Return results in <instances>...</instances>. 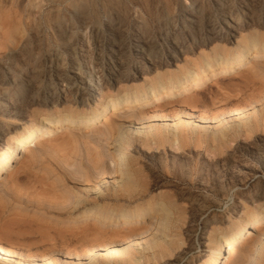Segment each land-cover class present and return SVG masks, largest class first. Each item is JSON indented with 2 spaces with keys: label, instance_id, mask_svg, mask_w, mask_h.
Here are the masks:
<instances>
[{
  "label": "rangeland",
  "instance_id": "1",
  "mask_svg": "<svg viewBox=\"0 0 264 264\" xmlns=\"http://www.w3.org/2000/svg\"><path fill=\"white\" fill-rule=\"evenodd\" d=\"M252 40L264 42V0H0V147L23 123L82 117L214 54L218 72ZM214 77L97 131L31 138L0 173V264H199L263 213L264 59ZM261 234L220 264H264Z\"/></svg>",
  "mask_w": 264,
  "mask_h": 264
},
{
  "label": "bare ground",
  "instance_id": "2",
  "mask_svg": "<svg viewBox=\"0 0 264 264\" xmlns=\"http://www.w3.org/2000/svg\"><path fill=\"white\" fill-rule=\"evenodd\" d=\"M251 42L253 43L250 46V42H245L244 44H242V46L239 47L238 52L234 55H222V58L218 63L220 67L218 72H215L213 70L215 62L219 60L214 54L211 57H206L204 63H200L199 65H197V69L194 70V73H192L191 70L185 69L182 70L183 73L181 76L175 74L174 76H171L167 79H164V76L158 74L155 81H149V86L147 88L145 87V85H133V93H130V91L126 89L125 93L122 96L120 95V93L114 95L111 94L109 101L102 99L99 103V106H96L91 111L82 115V117L77 116L78 114L75 108L66 107L63 110L64 114L66 113V115H64L65 119L60 120L58 118L56 120L49 121L40 129H38L31 123H23L21 126L18 127V129L14 131L13 135L10 137V140L6 143V145L0 147V173L13 161L14 158H16V156L19 154L18 152L23 148L25 149L27 147L26 144L31 143L32 139H35L37 135L38 140L41 141L42 138H44L45 140L54 132L70 130L71 126H76L78 128L76 130H82V128L89 126L93 128V125H97L95 128H93L95 131H97L96 129H98V125H105L107 127L108 124L112 123L114 119L118 117L119 112L123 107L125 108L124 110H128L129 108L133 109L136 106L141 108V104L147 103L151 98L154 101H163L171 98L172 96H175L180 92L200 89L206 83H208L207 81L210 78H213L214 76H217L216 78H219L218 80L227 78V74L236 70L248 58L249 55H251L252 57V62H258L261 59H264V42L259 43V41L257 43L255 42V40H252ZM143 49V46L139 47L136 53L143 51ZM173 52L174 55H170V58L168 57L169 59H171V57L176 58V51ZM165 59H167V57ZM148 62L151 65V59L148 60ZM139 66L140 65H135L136 68H138ZM142 70L145 72L147 71V69L145 68H142ZM125 74L127 73L123 74L122 79H127V75ZM109 75L112 74L107 73L106 76H104V80L108 81L109 85H116L117 83L115 80H113V78H108ZM70 76L71 78L76 77V75H74L73 77L72 75ZM75 102L77 103V100H75ZM109 103L110 109L105 111L106 108L104 106ZM242 112L244 111L242 110L241 113ZM59 114L61 113L59 112ZM124 116H127V113ZM77 118L79 119L77 120ZM184 118H186V120L188 119V117ZM105 136L107 138L108 134L106 133ZM111 140L112 137L110 138V141ZM104 141L106 143L107 139ZM130 184V182L125 184V190L128 186H131ZM123 212L124 213L122 214L126 216L128 215V213H132L133 211L126 209L123 210ZM138 215L140 217H136L135 219H133L134 223H132V225H140L147 222L143 213H139ZM77 216L78 215H76V218H80ZM80 216H85L84 212H82ZM95 216H99V214H96ZM72 220L74 221V218ZM249 220L251 221L245 227H241L240 230L235 232H229L217 238L214 243V246L210 248L206 256L201 260L199 264H220L223 257L225 256V253H229L232 249L242 246L246 241L250 240L253 236H255V234L262 232L260 242L256 246L257 253L264 244V212L260 214H252ZM3 258L6 259L7 255H5Z\"/></svg>",
  "mask_w": 264,
  "mask_h": 264
}]
</instances>
